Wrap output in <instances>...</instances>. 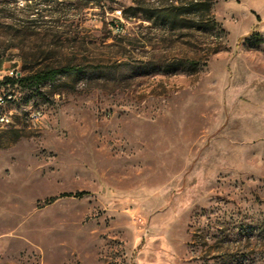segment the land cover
I'll list each match as a JSON object with an SVG mask.
<instances>
[{
	"label": "rangeland",
	"instance_id": "rangeland-1",
	"mask_svg": "<svg viewBox=\"0 0 264 264\" xmlns=\"http://www.w3.org/2000/svg\"><path fill=\"white\" fill-rule=\"evenodd\" d=\"M177 2L0 0V68H75L7 106L0 264H264V0Z\"/></svg>",
	"mask_w": 264,
	"mask_h": 264
},
{
	"label": "built area",
	"instance_id": "built-area-1",
	"mask_svg": "<svg viewBox=\"0 0 264 264\" xmlns=\"http://www.w3.org/2000/svg\"><path fill=\"white\" fill-rule=\"evenodd\" d=\"M121 16V11L118 12ZM116 33H121L123 29L122 22L113 25ZM23 74L20 70L10 68H0V126L5 127L11 125L14 120L12 112L7 109L8 104L12 103V98L23 99V84L21 78ZM41 112L39 110H32L30 117L39 119Z\"/></svg>",
	"mask_w": 264,
	"mask_h": 264
},
{
	"label": "trees",
	"instance_id": "trees-1",
	"mask_svg": "<svg viewBox=\"0 0 264 264\" xmlns=\"http://www.w3.org/2000/svg\"><path fill=\"white\" fill-rule=\"evenodd\" d=\"M198 1L199 0H196V2H193V3H195V5H198ZM176 2H177V0H176ZM150 6H151V8L146 10V13H149V15L146 16V19L149 21H151L153 19V17H156V19L159 20L160 17H162V16H159L160 15L159 12L165 13V11H171V12H175L174 16H179V13L177 11H179V10L182 11L181 6L179 4H176V3L172 4L169 8H163L161 6L153 7V4ZM165 15H166V17L168 16V14H165ZM191 64L195 65L196 62L192 61ZM194 67L196 69V66H194ZM74 69L75 68H72V67H61V68H48L47 67V68H44L42 70H38L34 73H31L27 76H23L21 78V82L23 85L28 83L29 85L33 86L35 89H38L42 84L55 80L59 74L66 72V71L72 72ZM80 71H83V70H80ZM82 193L83 192H77L75 194H66V195L80 196V195H82Z\"/></svg>",
	"mask_w": 264,
	"mask_h": 264
}]
</instances>
